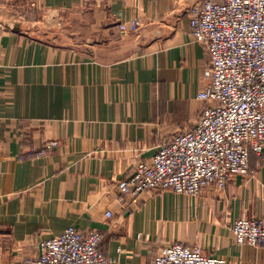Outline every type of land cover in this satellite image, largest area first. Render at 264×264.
I'll return each instance as SVG.
<instances>
[{
  "label": "crops",
  "instance_id": "0c3cea01",
  "mask_svg": "<svg viewBox=\"0 0 264 264\" xmlns=\"http://www.w3.org/2000/svg\"><path fill=\"white\" fill-rule=\"evenodd\" d=\"M202 1L0 0V264H25L72 225L100 231L123 264H152L174 242L264 264V244L240 245L232 230L264 218V152L197 196L155 189L133 202L118 188L206 105L210 54L190 30ZM44 12L61 28L45 30ZM134 18L140 29L122 33Z\"/></svg>",
  "mask_w": 264,
  "mask_h": 264
},
{
  "label": "built area",
  "instance_id": "2783aa9c",
  "mask_svg": "<svg viewBox=\"0 0 264 264\" xmlns=\"http://www.w3.org/2000/svg\"><path fill=\"white\" fill-rule=\"evenodd\" d=\"M140 26L139 18L119 23L122 33ZM190 30L210 54L206 85L198 94L206 105L191 127L163 142L149 161L138 162L119 181L120 194L133 202L155 189L194 196L210 186L222 189L234 175L249 174L253 152H264V0H203L191 10ZM56 145L57 140L48 142L37 154ZM232 230L240 245L264 244L263 217H239ZM101 239L98 230L82 232L72 225L43 241L39 254L25 264H123L101 250ZM152 264L228 260L200 245L174 242L162 246Z\"/></svg>",
  "mask_w": 264,
  "mask_h": 264
},
{
  "label": "rangeland",
  "instance_id": "374dc122",
  "mask_svg": "<svg viewBox=\"0 0 264 264\" xmlns=\"http://www.w3.org/2000/svg\"><path fill=\"white\" fill-rule=\"evenodd\" d=\"M46 13L47 12H44L43 14H41L40 16H39V18L37 19V22H42V18H44L45 17V15H46ZM49 19H51L50 21V23H47V29L45 28V30H50V29H52V28H61V27H58L59 26V22H57V17H55L54 15H51V14H47L46 15ZM27 18H29V16H26V19ZM30 19V18H29Z\"/></svg>",
  "mask_w": 264,
  "mask_h": 264
}]
</instances>
